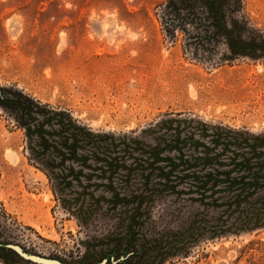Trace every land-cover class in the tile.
<instances>
[{
	"label": "rangeland",
	"instance_id": "374dc122",
	"mask_svg": "<svg viewBox=\"0 0 264 264\" xmlns=\"http://www.w3.org/2000/svg\"><path fill=\"white\" fill-rule=\"evenodd\" d=\"M165 2L0 0V87L65 112L77 128L107 140L99 152L88 146L81 153L101 158L91 159L93 170L67 162L64 173L73 168L86 177L63 184L31 159L26 131L0 106V242L66 264H99L110 254L116 261L147 241L168 252L163 264H264V190L252 208L227 207L228 194L221 195L225 206L207 208L188 185L162 190L160 177L168 159L179 158L176 140L210 146L213 137L199 131L264 139V57L219 60L224 45L212 60L193 57L183 36L166 35L159 15ZM242 5L241 16L264 38V0ZM226 141L235 151L234 140ZM180 147L189 161L205 151ZM112 157L127 168L109 169ZM109 186L123 197H148L140 207L146 242L129 246L137 204L105 203ZM173 239L183 242L166 243ZM158 255L148 251L133 264H152ZM0 264L37 263L0 252Z\"/></svg>",
	"mask_w": 264,
	"mask_h": 264
},
{
	"label": "trees",
	"instance_id": "16d2710c",
	"mask_svg": "<svg viewBox=\"0 0 264 264\" xmlns=\"http://www.w3.org/2000/svg\"><path fill=\"white\" fill-rule=\"evenodd\" d=\"M159 8L160 21L166 35L172 40L183 36L184 51L197 59H214L221 45H224L227 51L222 53L221 57L217 56L219 60L232 61L239 58L257 60L264 57V38L254 33L249 22L241 16L242 0H166L165 3L159 5ZM0 106L8 110L19 126L26 131L31 159L40 162L45 172L55 176L63 184L64 182L66 184L70 177L76 180H79V176L86 177L83 175L84 171H79L77 175L74 174L73 168L67 169L68 173H64L63 168L67 166V162H79L83 168L93 170V165L89 164L91 159L101 160L96 152H99L103 143L107 141L106 138L77 128L65 112L54 111L49 106L41 105L22 91L3 87H0ZM57 127H59L58 130H56ZM199 132L203 138L213 137L210 146L207 147L195 140H183L184 144H192L196 151L199 147L205 149L200 157H194L192 161H189L182 154L183 148L180 147L182 140H176L177 147L173 146V148L178 149L180 155L178 160L167 158L166 168L168 170L161 169L160 177L164 180L161 185L162 190L174 192L178 186L185 184L190 188L189 192L199 195L196 202L204 207L225 206L222 202L220 203L223 198L221 195L228 194L232 200L229 198L230 201L226 202L227 207L240 208L246 204L252 208L257 200L252 201L251 199L259 191L264 190V150H262L264 139L258 138L257 141L251 143L250 140H242L243 138L240 141L239 132L236 131H228L230 135L225 131H216L212 136L211 131ZM228 138L234 140L231 145H234L235 151L230 149L229 141H226ZM110 141L114 149L118 148L119 144ZM224 141L228 142V145L227 143L225 145ZM88 146L93 147L96 152L92 155L81 154ZM219 146H224V150L216 153ZM118 160L112 157L111 162L107 160L105 162L111 170L127 168ZM204 171L206 172L202 174ZM181 173L183 175L178 176ZM144 186L145 189L150 190L149 182ZM109 189L112 192V199L103 201L111 204L113 208L137 204L129 219L132 222L128 231V235L131 236L129 246L133 248L142 237L140 232L143 227L141 224L143 214L140 212V207L148 197L146 195L145 197L143 195L123 197L111 186ZM217 195L219 196L216 197ZM262 208L264 209V203ZM142 240L146 242L145 237H142ZM177 240H168L166 243L171 242L169 245H172V242H183ZM146 243V249L131 252L126 250L125 253L119 255L116 261L109 258L106 264H133L137 258L144 259L148 251L152 250L159 253L152 264L165 263L168 252L164 251V248L159 249L163 245L157 248V245H150L151 241ZM0 252L12 253L20 257L14 250L1 246Z\"/></svg>",
	"mask_w": 264,
	"mask_h": 264
},
{
	"label": "water",
	"instance_id": "95a60500",
	"mask_svg": "<svg viewBox=\"0 0 264 264\" xmlns=\"http://www.w3.org/2000/svg\"><path fill=\"white\" fill-rule=\"evenodd\" d=\"M0 246L8 249L14 250L21 258L34 262L37 264H66L64 262H61L59 260L51 259V258H46L43 256L35 255L26 252L21 246L13 244V243H8V242H0ZM109 258H114V254H110L103 262L99 264H106ZM124 257L122 256V259Z\"/></svg>",
	"mask_w": 264,
	"mask_h": 264
}]
</instances>
